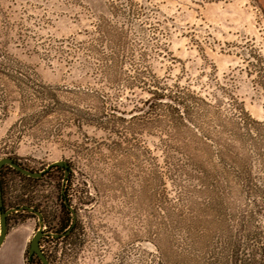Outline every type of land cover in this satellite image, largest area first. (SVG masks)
<instances>
[{
	"label": "rangeland",
	"instance_id": "1",
	"mask_svg": "<svg viewBox=\"0 0 264 264\" xmlns=\"http://www.w3.org/2000/svg\"><path fill=\"white\" fill-rule=\"evenodd\" d=\"M107 1L0 0V62L48 86L51 98L0 74V158L33 171L64 160L69 169L63 181V167L51 165L37 179L3 167V208L21 199L41 212L39 244L51 264H197L186 250V220L204 212L225 227L246 209L245 195L190 128L156 120L148 92L108 85L91 53L76 50L95 36ZM143 1L169 32L166 51L148 52L155 76L201 95L223 85L264 121V92L244 60L253 49L264 59V0ZM62 189L74 228L56 239L72 217ZM24 223V264H41L28 251L37 216L7 214V230Z\"/></svg>",
	"mask_w": 264,
	"mask_h": 264
},
{
	"label": "trees",
	"instance_id": "2",
	"mask_svg": "<svg viewBox=\"0 0 264 264\" xmlns=\"http://www.w3.org/2000/svg\"><path fill=\"white\" fill-rule=\"evenodd\" d=\"M94 27L95 36L90 43L80 41L76 47V50L91 53L94 59L92 69L106 79L108 85L120 83L148 92L154 118L164 121L171 129L178 126L190 128L203 144L213 148L214 156L224 164L232 183L245 195L246 209L237 210L231 223L225 227L204 212L199 217H189L184 226L187 252L193 253L197 264H264V121L253 119L223 85L216 84L214 90L201 95L178 83L168 85L165 79L155 76L147 68L148 52L158 55L166 51L169 32L156 17L155 9L145 1L108 0L107 16H98ZM244 60L247 74L253 75L255 84L264 92V59L253 49L247 52ZM125 63L128 65L127 74L122 70ZM0 74L9 77L16 86L24 85L32 93H38L41 99H51L46 93L48 86L33 83L27 72L15 66H5L0 62ZM118 74H125V78L118 79ZM3 167L21 177L38 178L3 165L0 168L2 209L5 194ZM201 185L207 186L203 181ZM60 196L64 202L62 206L69 207L67 212L72 217L57 233L56 239L69 237L74 228V210L69 206L64 189ZM27 204L28 201L18 199L11 205L15 209L27 210L21 208L29 206ZM30 255L40 262L35 254ZM45 255L50 262L49 255ZM154 256L160 260L158 254Z\"/></svg>",
	"mask_w": 264,
	"mask_h": 264
},
{
	"label": "water",
	"instance_id": "3",
	"mask_svg": "<svg viewBox=\"0 0 264 264\" xmlns=\"http://www.w3.org/2000/svg\"><path fill=\"white\" fill-rule=\"evenodd\" d=\"M5 164L11 166L15 170H18L22 174H25V175L31 176V177H39L40 175H42L43 171L48 169L51 165H59V166L64 167L63 181L65 180L67 172H68V167H67V164L64 160L53 161L52 163H49L46 166V168H44L43 170H39V171H33L30 169H27V168L19 165L18 163L14 162L13 159L9 156H4V157L0 158V168ZM2 206H3V199H2V193L0 191V244L2 243L4 237L7 233V214L9 212H11L12 210H16L15 208L2 209ZM21 208H26L30 212H33L37 216V219L39 221V227L34 231V233L32 234V236L29 240V247H28L29 253L35 254L38 257L41 264H50L48 258L46 257L45 253L43 252V250L41 249L40 244H39V240H40L41 236L43 235L41 212L39 210L33 209L29 206H23ZM74 216L75 215L73 213V218H74Z\"/></svg>",
	"mask_w": 264,
	"mask_h": 264
},
{
	"label": "crops",
	"instance_id": "4",
	"mask_svg": "<svg viewBox=\"0 0 264 264\" xmlns=\"http://www.w3.org/2000/svg\"><path fill=\"white\" fill-rule=\"evenodd\" d=\"M25 224L7 230L0 244V264H24L26 234L29 229V224L27 229L22 227Z\"/></svg>",
	"mask_w": 264,
	"mask_h": 264
}]
</instances>
